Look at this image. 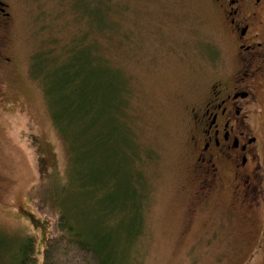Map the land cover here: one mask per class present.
Segmentation results:
<instances>
[{
	"label": "rangeland",
	"instance_id": "374dc122",
	"mask_svg": "<svg viewBox=\"0 0 264 264\" xmlns=\"http://www.w3.org/2000/svg\"><path fill=\"white\" fill-rule=\"evenodd\" d=\"M5 1L13 19L0 29L11 59L0 64V264H14L28 235L41 261L57 216L41 195L61 183L65 211L108 264H264V212L238 207L228 191L199 195L189 148L190 108L231 55L212 0ZM88 32L127 80L122 122L133 149L118 159L73 160L33 73L36 53ZM261 116L264 145V108Z\"/></svg>",
	"mask_w": 264,
	"mask_h": 264
},
{
	"label": "flooded vegetation",
	"instance_id": "af4514ba",
	"mask_svg": "<svg viewBox=\"0 0 264 264\" xmlns=\"http://www.w3.org/2000/svg\"><path fill=\"white\" fill-rule=\"evenodd\" d=\"M212 4L231 41V55L227 64L215 65L216 76L190 108L189 148L200 179L198 192L228 191L233 204L260 213L264 212V145L258 121L264 108V0H212ZM10 10V3L0 0L1 30L13 19ZM10 60L0 52V64Z\"/></svg>",
	"mask_w": 264,
	"mask_h": 264
},
{
	"label": "trees",
	"instance_id": "16d2710c",
	"mask_svg": "<svg viewBox=\"0 0 264 264\" xmlns=\"http://www.w3.org/2000/svg\"><path fill=\"white\" fill-rule=\"evenodd\" d=\"M91 8L89 13L94 12ZM98 29L104 31L106 27ZM97 41L92 32L77 35L70 43L57 47V53L53 51L55 46L50 53H36L32 64L48 97L52 121L73 160L99 153L118 159L133 149L128 140L131 131L122 122L128 119L124 116V97L129 95L127 80L119 71L115 78L108 47L99 46ZM137 149L136 145L133 157ZM65 188L64 183L52 185L41 195L47 197L43 201L57 214L55 230L45 242L41 261L36 238L28 235L19 244L14 264H108L102 249L83 238L65 211Z\"/></svg>",
	"mask_w": 264,
	"mask_h": 264
}]
</instances>
